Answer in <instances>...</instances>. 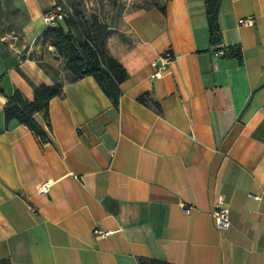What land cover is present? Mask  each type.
<instances>
[{"label":"crops","instance_id":"crops-1","mask_svg":"<svg viewBox=\"0 0 264 264\" xmlns=\"http://www.w3.org/2000/svg\"><path fill=\"white\" fill-rule=\"evenodd\" d=\"M64 2L0 3V260L264 264V0H221L220 55L209 44L205 0L112 9L96 41L127 72L117 106L37 41L42 14ZM247 17L252 25L238 24ZM165 50L173 60L152 78ZM54 83L62 94L49 102V126L34 115L44 139L14 120L4 127L14 90L30 100L35 86ZM219 201L226 229L213 223Z\"/></svg>","mask_w":264,"mask_h":264},{"label":"trees","instance_id":"trees-1","mask_svg":"<svg viewBox=\"0 0 264 264\" xmlns=\"http://www.w3.org/2000/svg\"><path fill=\"white\" fill-rule=\"evenodd\" d=\"M221 0H205L206 23L208 27L209 44L214 46L213 51L222 50L218 47L221 35L218 27V12ZM37 41L41 44H50L64 57V67L74 78L91 76L104 94L112 101L114 106L118 104L120 95L119 85L126 79L127 72L124 66L110 56L100 44L89 35L74 34L71 20L64 18L55 25L46 26L40 33ZM228 57H236L240 60L239 50L232 53L229 49L223 54ZM62 94L59 83L51 85L39 84L33 88V96L25 100L19 90H14L7 97L2 106L4 127L14 120L26 126L35 135L44 139V134L34 121V115L41 113L46 125L49 126L48 105L52 98ZM148 94L138 97L139 102H145ZM0 264H11L9 259L0 260ZM150 264H159L150 261Z\"/></svg>","mask_w":264,"mask_h":264},{"label":"rangeland","instance_id":"rangeland-1","mask_svg":"<svg viewBox=\"0 0 264 264\" xmlns=\"http://www.w3.org/2000/svg\"><path fill=\"white\" fill-rule=\"evenodd\" d=\"M16 0H0L1 5L5 9H22L14 5ZM56 0H37L39 9H47L51 3ZM64 7H69L72 15L67 19L71 20L74 27V34L89 35L96 40L102 32L105 31L107 25L113 19L112 9H126V0H64ZM51 9V8H50ZM42 21V19H41ZM43 25H45L42 22Z\"/></svg>","mask_w":264,"mask_h":264},{"label":"built area","instance_id":"built-area-1","mask_svg":"<svg viewBox=\"0 0 264 264\" xmlns=\"http://www.w3.org/2000/svg\"><path fill=\"white\" fill-rule=\"evenodd\" d=\"M72 15V11L69 7H64L63 5H54L51 9L45 11L42 16V22L45 24V26L55 25L58 21H61L64 18H67L68 16ZM253 19L252 17H247L244 19H239L238 24L239 25H252ZM215 55L222 54V51L214 52ZM32 55V48H26L23 53H20L18 57V61L21 63L25 60H28L31 58ZM173 60V54L170 50H165L163 53L158 55L154 61L152 62L153 66L155 67L151 77L152 78H162L167 66L172 62ZM49 184L43 183L40 185L38 192L39 194H45L48 191ZM183 207V205H182ZM184 211L187 213L188 209H184ZM212 219L214 225L218 229H226L229 226V217H228V209L223 205L221 201H219L215 207V209L212 212ZM105 231L100 230H94L93 235L94 236H101L105 235ZM139 264H149L146 262H140Z\"/></svg>","mask_w":264,"mask_h":264}]
</instances>
